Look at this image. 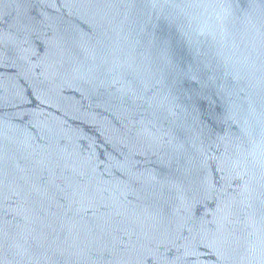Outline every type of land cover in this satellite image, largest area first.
Returning <instances> with one entry per match:
<instances>
[{
	"label": "water",
	"instance_id": "obj_1",
	"mask_svg": "<svg viewBox=\"0 0 264 264\" xmlns=\"http://www.w3.org/2000/svg\"><path fill=\"white\" fill-rule=\"evenodd\" d=\"M0 264H264V0H0Z\"/></svg>",
	"mask_w": 264,
	"mask_h": 264
}]
</instances>
